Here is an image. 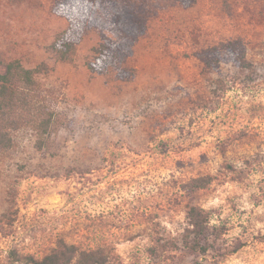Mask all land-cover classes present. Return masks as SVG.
<instances>
[{"label":"rangeland","instance_id":"rangeland-1","mask_svg":"<svg viewBox=\"0 0 264 264\" xmlns=\"http://www.w3.org/2000/svg\"><path fill=\"white\" fill-rule=\"evenodd\" d=\"M56 1L0 0V75L15 59L41 67L38 96L65 119L50 152L32 128L0 150V264L41 260L61 241L106 264H264V0L165 6L102 75L87 66L98 31L57 59L68 22ZM238 38L249 69L198 56ZM194 206L215 231L203 259L183 247Z\"/></svg>","mask_w":264,"mask_h":264},{"label":"trees","instance_id":"trees-1","mask_svg":"<svg viewBox=\"0 0 264 264\" xmlns=\"http://www.w3.org/2000/svg\"><path fill=\"white\" fill-rule=\"evenodd\" d=\"M198 0H57L52 13L68 22L66 30L57 34L52 50L61 62H71L78 47L92 31L100 34V43L88 69L96 74H108L125 64L150 27L153 15L165 6L189 8ZM199 58L209 68L222 63L242 70L251 68L246 42L228 40L202 51ZM43 69H29L19 59L5 65L0 75V150L14 145L13 134L32 128L38 134L37 149L51 151L50 139L65 125L63 115L51 110L38 96L37 76ZM204 181V180H200ZM199 181V182H200ZM198 186L203 188L207 185ZM189 227L183 243L184 250L198 259L208 256L216 239L209 215L198 207L188 212ZM176 250L178 246L174 247ZM235 252V251H233ZM107 257L99 250H80L75 245L59 242L56 249L43 259L25 257V264H106Z\"/></svg>","mask_w":264,"mask_h":264}]
</instances>
